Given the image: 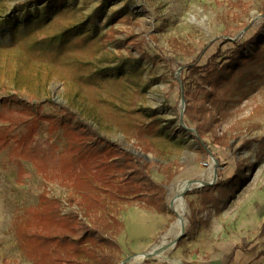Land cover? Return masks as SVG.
<instances>
[{
	"label": "rangeland",
	"instance_id": "374dc122",
	"mask_svg": "<svg viewBox=\"0 0 264 264\" xmlns=\"http://www.w3.org/2000/svg\"><path fill=\"white\" fill-rule=\"evenodd\" d=\"M15 16L12 42L5 35L10 28L0 34V101L45 102L46 116L58 114L48 101L68 108L135 154L166 187L161 212L137 201L110 204L118 222L107 238L119 249L115 264H128L164 237L176 219L168 197L177 180L201 185L184 194L186 225L170 260L264 264V61L246 67L262 75L257 91L240 102L232 97L200 139L184 113L205 93L190 91L180 100L182 66L206 65L215 51L232 47L226 40L264 36V0H0V21ZM259 46L249 44L237 58ZM232 88L209 92L219 97ZM15 108L0 112L19 119ZM149 112L157 124L150 126ZM46 125L41 121L31 147L46 167L16 157L13 143L0 148V264H32L18 232L34 221L43 194L58 202L61 215L78 212L90 224L75 205L79 197L58 179L62 134H49ZM236 245L254 249L237 251L229 263ZM144 263L171 264L152 258L138 264Z\"/></svg>",
	"mask_w": 264,
	"mask_h": 264
},
{
	"label": "trees",
	"instance_id": "16d2710c",
	"mask_svg": "<svg viewBox=\"0 0 264 264\" xmlns=\"http://www.w3.org/2000/svg\"><path fill=\"white\" fill-rule=\"evenodd\" d=\"M48 10L49 7H45L46 13ZM27 17L24 14L21 19ZM18 20L15 16L10 23L7 20L0 21V34L2 27L10 28L5 34L10 42L14 35L9 26ZM225 42L232 47L215 51L206 65H198L197 60H193L181 68L180 81L184 97L190 91L205 93L202 103L197 107L187 104L184 113L195 124L197 139L212 129L211 117L214 113L222 114L232 97L238 98L240 102L260 86L262 75L246 67L264 61V36L256 33L248 41ZM251 43L260 44L257 51L246 58H237L240 51ZM225 85L233 87L229 95L223 93L216 97L209 92L212 86L222 88ZM19 101L15 96L0 101L1 108L16 107V112L22 115L15 119L0 112V148L13 143L16 157L30 161L36 167H46L44 156L37 155L31 149L33 138L41 127V121L47 123L45 130L49 134L60 131L63 144L57 160L58 179L66 188L73 190L76 198L79 197L75 205L81 208L82 217L90 221V224L85 223L79 218L78 212L61 215L58 202L43 194L33 211L34 221L18 232L22 242L28 246L23 248L24 252L31 257L32 264H115V250L119 249L107 238L108 231L118 222L109 214L110 204L137 201L161 212L166 187L149 177L147 165L135 154L101 136L68 108L48 101L58 109V114L46 116L41 114L45 102L29 105ZM147 116L152 118L150 126L158 123L152 112L147 113ZM145 133L148 134L143 128ZM217 187L227 188L224 183L217 184ZM69 202L71 205L75 201ZM263 230L264 224L261 232ZM253 249L234 246L229 263L237 251L246 253ZM82 257L86 260H82Z\"/></svg>",
	"mask_w": 264,
	"mask_h": 264
},
{
	"label": "bare ground",
	"instance_id": "6f19581e",
	"mask_svg": "<svg viewBox=\"0 0 264 264\" xmlns=\"http://www.w3.org/2000/svg\"><path fill=\"white\" fill-rule=\"evenodd\" d=\"M200 183L190 182L187 180L175 181L171 188L168 197L170 208L176 215L175 221L170 225L168 231L164 237L154 246L149 248L146 253L138 254L137 256L127 260L128 264H138L144 259H158L161 261H167L171 264H182L178 260H170L169 256L174 249V242L178 239L181 233L184 232L186 225V203L184 201V194L196 187H199Z\"/></svg>",
	"mask_w": 264,
	"mask_h": 264
},
{
	"label": "water",
	"instance_id": "95a60500",
	"mask_svg": "<svg viewBox=\"0 0 264 264\" xmlns=\"http://www.w3.org/2000/svg\"><path fill=\"white\" fill-rule=\"evenodd\" d=\"M181 103L184 104V97H183V93L181 92V97H180ZM180 122L183 123V119L182 117H180ZM185 129H187L188 131H191V129H188L185 127ZM184 233H181V235L178 237V239L183 236ZM178 239L174 242V245L177 243ZM124 262H122L123 264Z\"/></svg>",
	"mask_w": 264,
	"mask_h": 264
}]
</instances>
